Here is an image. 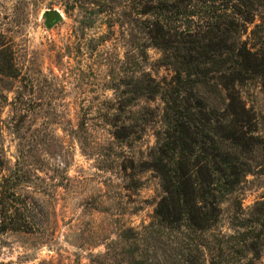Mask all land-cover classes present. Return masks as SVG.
I'll return each instance as SVG.
<instances>
[{
	"label": "rangeland",
	"instance_id": "1",
	"mask_svg": "<svg viewBox=\"0 0 264 264\" xmlns=\"http://www.w3.org/2000/svg\"><path fill=\"white\" fill-rule=\"evenodd\" d=\"M48 10L59 13L52 25ZM141 19L130 0H0V155L5 174H21L34 222L0 233V264L162 263L176 247L162 234L149 243L164 194L150 166L164 103L137 96L174 71ZM238 88L264 140V77ZM255 156L218 227L196 238L206 264L238 225L234 252L223 247L215 262L264 264V155ZM257 236L254 254L244 244Z\"/></svg>",
	"mask_w": 264,
	"mask_h": 264
},
{
	"label": "trees",
	"instance_id": "2",
	"mask_svg": "<svg viewBox=\"0 0 264 264\" xmlns=\"http://www.w3.org/2000/svg\"><path fill=\"white\" fill-rule=\"evenodd\" d=\"M130 1L144 17L141 26L150 43L174 71L167 84L137 96H160L164 103L163 127L150 163L164 194L155 208L157 227L149 243H160L161 234L176 240L165 262L146 263L206 264L207 246L196 238L218 227L220 204L238 191L254 167L255 154L264 155V140L256 135L255 117L238 88L264 77V0ZM256 16L263 24L255 23ZM3 170L0 155V233L28 231L34 225L33 203L18 190L22 176ZM257 206L263 214L264 200ZM238 228L223 237L225 246L208 250L214 256L209 264H218L215 255L223 247L234 252ZM258 239L244 246L255 254Z\"/></svg>",
	"mask_w": 264,
	"mask_h": 264
},
{
	"label": "water",
	"instance_id": "3",
	"mask_svg": "<svg viewBox=\"0 0 264 264\" xmlns=\"http://www.w3.org/2000/svg\"><path fill=\"white\" fill-rule=\"evenodd\" d=\"M59 19V13L56 10H48L46 12V22L48 25H52Z\"/></svg>",
	"mask_w": 264,
	"mask_h": 264
}]
</instances>
